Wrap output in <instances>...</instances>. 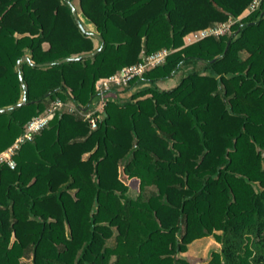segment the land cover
I'll return each instance as SVG.
<instances>
[{
	"label": "trees",
	"instance_id": "trees-1",
	"mask_svg": "<svg viewBox=\"0 0 264 264\" xmlns=\"http://www.w3.org/2000/svg\"><path fill=\"white\" fill-rule=\"evenodd\" d=\"M250 2L0 0V153L56 98L87 108L97 81L171 50L112 90L94 128L56 112L0 164V264H194L182 253L208 236L206 264H264V2L185 41Z\"/></svg>",
	"mask_w": 264,
	"mask_h": 264
},
{
	"label": "built area",
	"instance_id": "built-area-1",
	"mask_svg": "<svg viewBox=\"0 0 264 264\" xmlns=\"http://www.w3.org/2000/svg\"><path fill=\"white\" fill-rule=\"evenodd\" d=\"M263 2L264 0H251L247 6L246 14H242L237 19L229 18L227 22L217 23L213 26L192 32L190 33L191 37L188 38L187 43H192L207 36L219 37L229 32L230 27L234 22L250 12L259 10ZM170 53L171 50L169 49H160L149 55L142 56L140 61L122 68L115 74L100 79L96 83L97 94L87 108H81L71 101H63L60 98H56L43 114L32 117L27 121L24 125L23 133L15 139L10 147L0 153V164L6 163L10 168H13L15 166L13 155L20 148L21 144L33 140L34 136L48 125L49 120L56 112L66 111L79 114L85 121H87L91 128H94L97 119L100 118L104 112L106 100L112 94V90L123 88L129 81L135 77L141 76L147 69L163 64L167 55Z\"/></svg>",
	"mask_w": 264,
	"mask_h": 264
},
{
	"label": "rangeland",
	"instance_id": "rangeland-1",
	"mask_svg": "<svg viewBox=\"0 0 264 264\" xmlns=\"http://www.w3.org/2000/svg\"><path fill=\"white\" fill-rule=\"evenodd\" d=\"M247 8L243 12V15L246 14ZM81 21L83 22V26L89 31L95 32L92 24L87 21L82 15H80ZM191 37V34H188L185 37V41L188 42V38ZM182 74L177 73L174 77L169 78L165 81L157 82L156 86L160 89L170 88L178 83ZM132 195L137 193V183L135 180L128 182ZM220 244L214 240L212 236L203 237L200 239H196L191 242L188 246L186 252L182 253L184 257L193 262L194 264H206L207 260L210 258V253L213 250H219Z\"/></svg>",
	"mask_w": 264,
	"mask_h": 264
},
{
	"label": "water",
	"instance_id": "water-1",
	"mask_svg": "<svg viewBox=\"0 0 264 264\" xmlns=\"http://www.w3.org/2000/svg\"><path fill=\"white\" fill-rule=\"evenodd\" d=\"M68 4H69L70 7H71L72 14H73L74 19H75L76 23L78 24L79 28H80L83 32L89 33L91 36H93L94 38L98 39V40L100 41L101 45H102L103 42H104V40L102 39V37H101L98 33H96V32L86 30L85 27L83 26V24L80 22V20H79V18H78V14H77V12H76V8L74 7V5H73L70 1H68ZM99 49H100V47H99L98 49L94 50L91 54L86 55V56H93L94 54L97 53V51H98ZM67 60H69V58H65V59H63V60H60L59 62H63V61H67ZM24 61H29V58H28L27 56H23V57L17 62V67L19 68V66H20V62H24ZM25 102H26V99H25V97H23V99H22L19 103L15 104L12 108H17V107H19L20 105L25 104ZM7 109H8V108H5V109H2V110H0V111L7 110Z\"/></svg>",
	"mask_w": 264,
	"mask_h": 264
},
{
	"label": "crops",
	"instance_id": "crops-1",
	"mask_svg": "<svg viewBox=\"0 0 264 264\" xmlns=\"http://www.w3.org/2000/svg\"><path fill=\"white\" fill-rule=\"evenodd\" d=\"M80 16V15H79ZM81 19V18H80ZM82 20V19H81Z\"/></svg>",
	"mask_w": 264,
	"mask_h": 264
}]
</instances>
